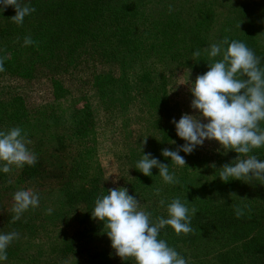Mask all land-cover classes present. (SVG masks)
I'll return each mask as SVG.
<instances>
[{"label":"rangeland","instance_id":"1","mask_svg":"<svg viewBox=\"0 0 264 264\" xmlns=\"http://www.w3.org/2000/svg\"><path fill=\"white\" fill-rule=\"evenodd\" d=\"M81 1L84 0H23V3L35 7L36 11L25 17L23 25L19 26L10 19L16 14L12 6L0 10V28H5V36L0 38V54L2 51L12 52L21 48L24 37L31 36L35 43L28 48L47 47L53 53L51 57L63 56L65 49L59 51L63 47L58 46L65 45L70 49L74 34L70 35L68 30L60 32V27L63 30L61 21L67 18V6ZM121 1L130 3L146 14L149 25L161 14L171 27V32L182 31V44L179 40H170L169 43L175 45L164 47L170 46L169 43L157 40L156 35H147L146 32L135 39L141 44V56H133L124 61L125 64L132 60L136 62L132 70H123L122 50L116 56L117 59H112L113 62L99 54L85 58L78 73L65 77L63 84L73 95L77 109L87 104L92 112L96 137L95 159L84 168V173L82 168H54L59 167L61 162L72 166L71 157L65 156L63 147L49 139L37 143L33 136L28 137L31 140L28 147L37 156V163H47L51 168H24L25 165L20 169L13 167L8 174L0 172V232L20 233V238L7 249V260L0 261V264H135L131 258L122 260L116 255L104 231L103 222L91 216L94 199L107 194L110 188H127L130 195L141 201L142 208L152 213L153 219L158 216L166 218L167 203L175 197L182 201L188 200L189 208H195L198 203L222 207L227 203L244 202L250 206L252 204L253 208H260L257 213L261 218L264 217V185L256 181L246 183L235 179L225 183L219 178V169L237 158L238 154L234 150L226 151L218 141L206 140L203 146H198L190 155L180 152L186 165L179 167L171 165V158L161 154L164 145L160 143L164 136L167 142L165 148L176 150L181 143L176 140L177 133L175 125L171 123L172 119L178 121L184 113L196 114L190 107L194 98L190 92V83L195 82L199 73L189 62V57L185 56V51L194 53L199 49L203 55V50L211 43L227 36L246 43L262 58L264 65V0ZM169 5L173 6L172 12H169ZM183 45L184 53L181 50ZM55 48L58 49L54 53ZM144 62L146 66L153 62L158 76L166 75L169 78L168 101L174 108L168 115H162L160 120L145 115L138 117L133 112V105L129 106L123 100L121 87L106 88V81L110 80L105 78H118L124 72L131 78L140 63ZM0 76V100L4 95H20L29 106H34L52 99L48 77L30 82L22 78ZM97 77L103 79L97 80ZM99 88L104 92L103 95ZM105 101L109 103L106 105ZM69 106L67 103L66 107ZM132 112L133 115H130ZM261 127H264V123ZM181 142L182 145L185 143L184 140ZM147 153L169 165L170 172L175 173L180 184H166L157 168L152 169V176H145L137 170L136 162ZM262 153L264 155V148ZM213 163L215 168L211 166ZM93 178L99 179V189L91 196L87 193L94 190ZM76 181L85 184L86 192L66 197V188L75 185ZM21 188L37 192L40 203L13 223V193ZM157 188L160 189L159 195L155 194ZM231 193L235 195L231 197ZM161 199L165 201L164 206L159 203ZM49 208L52 209L51 214L47 212ZM244 234L243 238L249 236ZM252 234L256 233L253 231ZM70 238L73 240L68 241ZM160 238L174 247L189 264H236L230 254L220 247L217 251L216 247H210L195 252L193 233L177 235L170 226H166ZM249 249L243 248V259L238 264H253L247 259ZM260 254L264 256V248ZM257 264H261V261Z\"/></svg>","mask_w":264,"mask_h":264},{"label":"trees","instance_id":"2","mask_svg":"<svg viewBox=\"0 0 264 264\" xmlns=\"http://www.w3.org/2000/svg\"><path fill=\"white\" fill-rule=\"evenodd\" d=\"M146 18L147 15L138 8L121 0H84L67 6V18L61 21L63 30L60 27V32L68 30L70 35L74 34L70 49L65 45L58 46V48L63 47L59 51L65 49L63 56L51 57L50 54L53 53H50L47 47L28 48L24 45L12 52L2 51L0 57L7 56V59L4 64L5 71L0 74L30 82L48 77L52 87V99L29 106L20 95H4L0 100V130L20 126L28 133V137L33 136L37 143L46 139L55 141L57 145L63 147L65 156L71 157L72 166L61 162L59 167L54 168H82L84 173V168L90 166L96 156L94 120L87 104H83L80 110L77 109L74 97L63 81L67 75L78 73L83 59L99 54L102 58L113 62L112 59H117L116 56H119L122 50L123 70L125 72L132 70L137 65L136 62L132 60L125 64L124 61L133 56H141V44L135 39L145 35L146 32L147 35H156L157 40L168 43L170 40L174 42L179 40L182 44V31L171 32V27L167 25L161 14L157 15L152 25H149ZM3 36H5V28L1 27L0 38ZM180 43L178 42L177 45L180 46ZM169 45L164 47L175 44L169 43ZM58 48H55L54 53ZM181 50L184 53V45ZM192 54L188 50L185 51V56L189 57V62L199 75L207 72L209 68L206 54H201L200 57H192ZM154 69L153 62L148 66L145 62L140 63L131 78H128L125 72L118 78H105L110 80V82L106 81V88L121 87L123 100L129 106L133 105V112L138 117L145 115L160 120L162 115L166 116L173 111L174 106L168 101L169 78L166 75L159 77L158 70ZM98 79L103 78L97 77ZM99 90L103 95L102 89ZM67 103L70 104L69 107H66ZM108 103L105 101L106 105ZM133 112L130 115H133ZM176 140L181 143L178 145H182V139L178 135ZM160 143L164 148L167 146L164 136L161 137ZM252 154L264 160L262 148L254 150ZM24 168L51 167L47 163H36L34 166ZM42 172L47 174L45 170ZM93 184V192L87 193L91 196L99 189V179L93 178ZM82 191L86 192L85 184L76 181L75 185L66 188L65 195L71 198L72 194ZM233 203L231 205L227 203L222 207H209L201 203L195 206L197 212L192 217L195 252L210 247H216L217 251L220 247L230 254L234 263L238 264L239 260L243 259V248L250 247L247 250L249 253L247 259L253 264H257L258 261L264 264V256L260 254V250L264 248V217L261 218L257 213L260 208H253L252 204L250 206L244 202ZM234 206L245 209L242 218H236ZM253 231L255 235L252 234ZM243 232L249 236L243 238ZM72 240L70 238L68 241Z\"/></svg>","mask_w":264,"mask_h":264},{"label":"clouds","instance_id":"3","mask_svg":"<svg viewBox=\"0 0 264 264\" xmlns=\"http://www.w3.org/2000/svg\"><path fill=\"white\" fill-rule=\"evenodd\" d=\"M9 6L16 13L10 19L18 26L23 25L25 17L36 11L35 7L23 3V0H0V10H6ZM172 11L173 6L169 5V12ZM34 43L31 36L24 37V46ZM203 51L208 58L209 70L190 83V92L194 97L190 107L196 114L184 113L178 121L175 118L171 121L178 137L185 143L176 150L164 148L161 154L171 158V165L183 167L186 161L180 152L190 155L206 140H215L226 151L234 150L239 154L231 163L219 169V178L223 182L235 179L264 185V160L252 154L254 150L264 148V127H261L264 123L262 58L246 43L227 36L211 43ZM193 56L200 57L201 51L196 50ZM6 59L7 56L0 57V72L5 71ZM30 144L28 133L20 126L0 130V172L8 174L13 167L34 166L37 156L29 149ZM211 166L216 167L215 163ZM135 168L145 176H152V169L157 168L166 184H180L175 173L170 172L169 165L160 162L151 153L143 154ZM159 193L160 189H155V194ZM188 202L175 197L167 203V217L153 219L152 213L144 210L141 201L130 195L127 188H110L107 194L94 199L91 216L103 222L111 247L122 260L131 258L135 264H189L174 247L160 238L166 226H170L177 235L194 233L192 217L197 210L189 208ZM39 203L40 196L32 189L15 191L11 222L19 221L23 213L37 208ZM159 203L165 205L163 199ZM47 212L51 214L52 209L49 208ZM234 214L240 219L245 209L234 206ZM19 238L18 231L0 232V261L7 260L8 247Z\"/></svg>","mask_w":264,"mask_h":264}]
</instances>
